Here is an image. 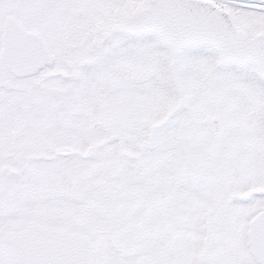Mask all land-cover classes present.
I'll list each match as a JSON object with an SVG mask.
<instances>
[{
  "label": "snow or ice",
  "instance_id": "6c2138e0",
  "mask_svg": "<svg viewBox=\"0 0 264 264\" xmlns=\"http://www.w3.org/2000/svg\"><path fill=\"white\" fill-rule=\"evenodd\" d=\"M0 264H264V0H0Z\"/></svg>",
  "mask_w": 264,
  "mask_h": 264
}]
</instances>
